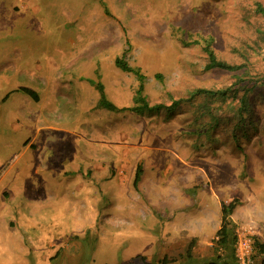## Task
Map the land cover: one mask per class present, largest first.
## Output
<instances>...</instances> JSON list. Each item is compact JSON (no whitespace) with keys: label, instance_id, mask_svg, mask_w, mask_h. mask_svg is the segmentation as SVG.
I'll return each mask as SVG.
<instances>
[{"label":"rangeland","instance_id":"obj_1","mask_svg":"<svg viewBox=\"0 0 264 264\" xmlns=\"http://www.w3.org/2000/svg\"><path fill=\"white\" fill-rule=\"evenodd\" d=\"M121 57L165 108L98 107L133 105ZM234 199L264 244V0H0V264L208 263Z\"/></svg>","mask_w":264,"mask_h":264},{"label":"trees","instance_id":"obj_2","mask_svg":"<svg viewBox=\"0 0 264 264\" xmlns=\"http://www.w3.org/2000/svg\"><path fill=\"white\" fill-rule=\"evenodd\" d=\"M205 52L208 56V65H207V69H218V70H226V71H230V72H237L242 70V67H233L230 66L222 61H219L217 59V57L215 56L214 52L211 50V48L209 47V45H207V47L205 48ZM115 65L117 68H119L121 71L125 72V73H131L133 74L136 79L139 82V86L138 89L135 93V96L133 98V105L132 107H130L129 109H118L113 103H111L105 93H104V87L101 83H95L93 81H90L91 84H93L95 86V88L97 89V91L100 94V98H99V102H98V107L105 109L107 111H118V110H128L130 112H133L135 114L138 115H142L146 112H153V111H159L162 108H165L163 106L160 105H156V106H151L144 94V80L145 77L144 75L141 73L140 70L132 68L128 65V63L124 60V57L118 58L115 61ZM22 93H25L26 95H30L31 98H33L34 101H38V96L36 95V93L29 91L27 89H21ZM206 93H210V91H203V90H199L197 92H195V94H206ZM244 100V97L241 98L240 100V107L238 109L239 115H240V119L239 122L237 124V126H241L245 124V121L247 120V114L248 112V104ZM168 110H170L169 108H167ZM250 122V121H249ZM140 170L137 172V175L135 177V181H134V186L136 187L137 184L140 181ZM239 204V201L234 199L232 200L230 203H224L222 204V208H221V226L217 232V241H216V246L218 247V249L220 248V250L222 251V253L220 255H218L213 261H210L208 263H204V264H236V256H235V243L237 241V237L236 235L233 233V230L230 228V216L232 215L233 211L235 210L236 206ZM254 247H255V255H259L260 257V261L259 264H264V244H258L256 242H254ZM190 250L187 251L188 255L187 257L192 259L190 254ZM253 257V258H254ZM144 260V259H142ZM162 264H166V262H163Z\"/></svg>","mask_w":264,"mask_h":264},{"label":"built area","instance_id":"obj_3","mask_svg":"<svg viewBox=\"0 0 264 264\" xmlns=\"http://www.w3.org/2000/svg\"><path fill=\"white\" fill-rule=\"evenodd\" d=\"M254 244L245 235H239L235 243L236 264H253Z\"/></svg>","mask_w":264,"mask_h":264},{"label":"crops","instance_id":"obj_4","mask_svg":"<svg viewBox=\"0 0 264 264\" xmlns=\"http://www.w3.org/2000/svg\"><path fill=\"white\" fill-rule=\"evenodd\" d=\"M10 95V93H8L5 97H8ZM10 201H13V198L10 197ZM6 206H4L3 208L0 209V225L2 226V224L5 222V212H10V217H13V215L15 214V211H11L8 208L5 209ZM0 226V228H1ZM12 227H10L9 229H7V235H9L12 232ZM6 235V236H7ZM0 239H3L2 235H1V229H0ZM6 240H8V244L11 245L13 242L10 240V236L6 238Z\"/></svg>","mask_w":264,"mask_h":264}]
</instances>
